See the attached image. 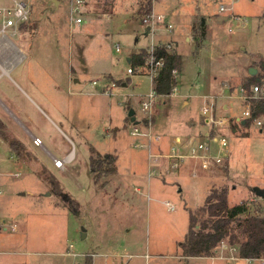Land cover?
I'll use <instances>...</instances> for the list:
<instances>
[{
	"label": "rangeland",
	"instance_id": "374dc122",
	"mask_svg": "<svg viewBox=\"0 0 264 264\" xmlns=\"http://www.w3.org/2000/svg\"><path fill=\"white\" fill-rule=\"evenodd\" d=\"M146 1L87 0L83 23L73 25L68 0H32L30 29L17 36L8 30L13 44L1 47V63L10 68L13 56L25 58L10 74L0 70V121L29 154L18 158L0 135V222L16 226L0 227V264H86L89 255L104 264L114 253L127 257L118 260L124 264H262L184 258L179 244L190 213L212 189L227 187L231 206L264 201L254 193L264 190V117L260 126L236 121L251 107L242 82L264 58V0H151L155 16L165 17L153 37L144 35L139 12ZM196 19L205 21L204 40L195 37ZM171 37L182 69L176 90L156 99L151 130L161 140L133 137L131 111L140 131H148L140 102L153 82L144 73L129 75L128 58ZM211 106L215 119L231 121L219 129L229 145L228 175L220 167L194 176L187 161L180 172H166L149 159L157 145L171 152L177 138L201 139L212 129L202 109ZM109 155L115 173L94 182L90 158L99 163ZM153 166L159 172L150 176ZM220 256L237 254L219 246L214 257Z\"/></svg>",
	"mask_w": 264,
	"mask_h": 264
},
{
	"label": "trees",
	"instance_id": "16d2710c",
	"mask_svg": "<svg viewBox=\"0 0 264 264\" xmlns=\"http://www.w3.org/2000/svg\"><path fill=\"white\" fill-rule=\"evenodd\" d=\"M139 12L142 16L151 14L152 1L147 0ZM196 20L194 31L197 35L195 37L204 40L206 35L205 21ZM154 56L156 59H163L164 62V67L159 71L154 81V90L159 97L170 96L177 83V77L173 71L180 74L182 69L181 56L177 52L168 50L166 46L156 47ZM148 59L149 53L143 49L131 57L130 65L134 68L143 66ZM254 68L258 69V73L255 76L249 74L242 82V89L247 91L252 111V117L245 121L246 125L253 123L254 119L264 117V97H254L251 90L253 86L264 84L263 57L258 58L257 62L254 61ZM4 129L5 126L0 121V135L10 142V148L14 154L20 158L25 152L27 156L28 152L24 143L16 139H9L5 135ZM113 161L114 157L111 155L104 157L99 163L93 156L90 158L94 182L115 173L114 168L110 166ZM105 165L107 167L104 168ZM222 169L228 175V166L225 165ZM47 180L52 186L58 187L56 186L57 180L53 176H48ZM255 196L260 198L256 193ZM69 202L72 207L76 204L71 199ZM253 204L252 201H242L231 206L227 187L212 189L206 197L204 205L196 212L190 213L188 233L185 240L179 244L183 257H213L217 248L224 242L234 248L237 256L241 259H264V201ZM86 264H92V260L88 258Z\"/></svg>",
	"mask_w": 264,
	"mask_h": 264
},
{
	"label": "built area",
	"instance_id": "2783aa9c",
	"mask_svg": "<svg viewBox=\"0 0 264 264\" xmlns=\"http://www.w3.org/2000/svg\"><path fill=\"white\" fill-rule=\"evenodd\" d=\"M69 2V10H70V20L71 24H81L83 23V18L81 16L82 11L85 8L87 0H68ZM224 8H221L223 11ZM30 11L28 6L21 1H14L13 6L10 8L0 7V40L6 38L7 32L9 28L18 27L22 24L29 22ZM235 21H240V18L234 17ZM165 17L163 15L155 16L149 14L144 19V25H146L150 29V35L154 36V30L157 24H163ZM166 29L170 31L172 29L171 25H165ZM166 48L170 50L171 46L167 45ZM156 46L153 44L150 48L147 49L149 53V59L143 66L139 67H130L128 69L129 75H134L135 73H145L147 76H150L153 82L152 91L144 97V99L140 102L141 109L145 113L144 121H147L146 125L144 121L142 124L148 128V131L141 132L138 124L134 125V129L131 131V135L133 137L141 136L146 138L148 141H160L161 137L156 135H152V117L154 116V107L156 103L157 97H159L154 90V81L158 76L159 71L164 67L163 59H156L154 56ZM120 47L116 46V52H120ZM173 74L177 77L178 72L173 71ZM176 90V87L173 91ZM254 97L262 96L264 97V84L261 86H253L251 88ZM172 91V92H173ZM241 92L245 95L244 100H248L249 96L247 91L241 89ZM202 113L204 115H211L207 122L211 124V131L205 134L203 139L191 141L189 143L183 142L180 139L175 140L174 145L171 148V152L168 153H151L149 155V159L154 161V163H158L161 168L163 162L168 164L169 169L177 170L179 169L185 161L194 164L196 168V172L193 173L194 176H197L199 171H211L216 168L224 167L229 159V145L228 140L225 134L221 133L219 129H224L226 126L229 127L231 121L223 120V119H215L213 106L211 108L204 107L202 109ZM252 117L251 107L247 108L243 114L242 118L236 119L238 123H243L246 120ZM258 126L262 125L260 118L254 119V121ZM226 129V128H225ZM33 143L35 146H42L41 140L39 138L34 137ZM54 164L59 169H64V162L59 160H54ZM159 168L156 166L151 167L150 176H154L158 174ZM140 191V190H138ZM1 195V190H0ZM168 209L172 212L175 211L176 206L171 203H166ZM1 229L7 231L9 227L11 231H16V226H6V223L0 222ZM220 249L227 250L228 245L226 243H221ZM234 252L236 250L231 247ZM224 252V251H223ZM223 254V253H222ZM121 259L127 258L126 256H120ZM221 259H225L228 261H240L236 256H232L229 258H224L220 256ZM246 262H261L264 264V259H244Z\"/></svg>",
	"mask_w": 264,
	"mask_h": 264
},
{
	"label": "crops",
	"instance_id": "0c3cea01",
	"mask_svg": "<svg viewBox=\"0 0 264 264\" xmlns=\"http://www.w3.org/2000/svg\"><path fill=\"white\" fill-rule=\"evenodd\" d=\"M14 1H21V2H24L27 6H28V8H29V11H30V18H29V22H27V23H25V24H22V25H20V26H18V27H12V28H9V30L11 31V34H12V36H17V35H21V33H20V30H22V29H25V28H29L30 29V27H31V25H32V19H31V13L33 12V5H31V1L32 0H27V1H24V0H9V4H6V5H2V4H0V7H5V8H10V7H12L13 6V2ZM55 0H53V2H54ZM58 4L59 3H56L55 2V9H52V12L53 11H55L56 9H57V6H58ZM154 5V4H153ZM153 5H152V10H153ZM86 9V8H85ZM49 10H51L50 8H49ZM166 25H168V24H166ZM143 26H144V28H143V30H144V35L145 36H149L150 35V29H149V31H148V27L146 26V25H144V23H143ZM192 29H193V26H192ZM5 40H6V42H5ZM187 41H188V39H187ZM159 44H154L156 47H159V46H167L168 44L170 45H172L173 46V50L172 51H174V52H177L178 53V51H177V42L176 41H174V37H171L170 38V41H167V42H162V40H159ZM2 43V44H1ZM1 43H0V49H1V47H5V45H10V44H13L10 40H8L7 38H4V39H2V41H1ZM143 49V48H142ZM147 50V49H146ZM135 55V54H134ZM133 56V55H132ZM132 56H130L129 58H128V62L130 63L131 62V57ZM24 55H21V56H17V55H15V56H13L12 57V61L13 62H16V65L15 66H13V67H10V68H8V67H6V66H4L2 63H1V61H0V70L2 71V74H5V75H7V74H10L12 71H14L15 69H16V67L18 66V65H20L21 63H22V61L24 60ZM128 71V70H127ZM180 74H181V72H180ZM144 75H146L145 73H144ZM180 76V75H179ZM79 83V82H78ZM125 86V85H124ZM106 94V93H105ZM231 105L233 106V103H231ZM223 109L224 110H229V108H228V106H223ZM131 120V119H130ZM134 125H136V124H138V123H133ZM209 131H211V129H209L205 134H207V133H209ZM205 134L202 136V138L205 136ZM201 138V139H202ZM177 139H180V138H177ZM176 139V140H177ZM181 141H183V142H186V143H189V142H191V141H197V139H191V138H189V137H185V138H182V139H180ZM141 141V143H143L144 141H145V139H143V140H140ZM175 142V141H174ZM164 145V147H162L161 145H157L156 146V148L159 150V153H168L169 152V147L167 148L166 146H165V144H163ZM140 146H142L141 144H140ZM173 146V145H172ZM150 149H151V146H150ZM152 152H150V154H151ZM69 159V158H68ZM67 161V160H66ZM191 164V163H190ZM194 168L192 169V173H194V172H196V168H195V165L194 164H191ZM191 166V167H192ZM161 167H163V169H166V170H168V171H166V172H171V170H169V167H168V164L166 163V162H163V164H162V166ZM182 169V167H180V169H178L177 170V172H180V170ZM211 171H214V170H211ZM199 172H202V171H199ZM198 172V173H199ZM168 174V173H167ZM198 175V174H197ZM204 175V174H203ZM137 191L139 190V189H136ZM148 198H150V196H148ZM167 203V202H166ZM204 205V204H203ZM167 206V205H166ZM235 254H236V252H235ZM88 256V254L85 256V259H86V257ZM90 257V259H92V264H97V262H95V260H94V258H95V255H89ZM109 256L111 257V259H108V261H103V263L104 264H124V262H119L118 260L119 259H121L120 258V256H118V254L117 253H114V254H109ZM109 256H106V257H109ZM236 257H238V256H236ZM239 258V257H238ZM208 259H211L212 261H216V260H220V261H226L225 259H221L220 257H209ZM239 259H241V258H239ZM121 260H123V259H121ZM240 261H245L244 259H241ZM246 262V261H245ZM86 263V262H85ZM126 264V263H125Z\"/></svg>",
	"mask_w": 264,
	"mask_h": 264
},
{
	"label": "water",
	"instance_id": "95a60500",
	"mask_svg": "<svg viewBox=\"0 0 264 264\" xmlns=\"http://www.w3.org/2000/svg\"><path fill=\"white\" fill-rule=\"evenodd\" d=\"M148 31H149V28H148ZM249 74L251 76H255L257 74V70L254 69V68H251L250 71H249ZM129 117L131 119V122L132 123H135L136 119H135V113L133 111L130 112L129 114ZM245 124V122H243V125ZM255 193L258 197H260L262 200H264V190H261V189H256L255 190ZM65 198H68L67 195L65 196ZM69 199V198H68ZM83 232H84V229H83ZM85 233H83V237H85Z\"/></svg>",
	"mask_w": 264,
	"mask_h": 264
}]
</instances>
